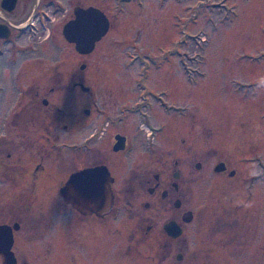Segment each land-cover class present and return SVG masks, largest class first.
<instances>
[{"label": "rangeland", "instance_id": "obj_1", "mask_svg": "<svg viewBox=\"0 0 264 264\" xmlns=\"http://www.w3.org/2000/svg\"><path fill=\"white\" fill-rule=\"evenodd\" d=\"M92 3L112 15L109 32L89 54H80L63 35L58 49L44 46L38 56L40 61L31 64L26 79L55 82L60 74L61 88L50 97L60 110L54 118H42L43 122L34 124L35 127L22 124V130L29 127L28 132L33 131L38 145L43 142L50 148L53 154L47 162L56 163V169L53 168L62 187L80 167L104 163L115 177V191L130 188L128 177L133 174L132 169L139 162H148L150 154L162 158L159 161L163 163L183 156L188 148L191 155L199 153L195 160L201 159L202 152L207 172L202 188V198L206 190L203 202L206 229L202 230V221H194L184 233L189 235L190 248L197 252L199 261L193 264H201L202 255L223 258L217 264H264V0H92ZM31 56L33 63L35 56ZM81 84L88 90L84 91ZM11 100L9 95L1 97L0 132L9 133L12 129L2 125L5 121L2 116L7 114ZM86 109L90 110L88 114ZM73 118H79L75 126ZM166 118L173 122L167 138L166 131L157 139L152 137L155 132L149 137L152 126ZM107 123L105 136L94 137L89 150L78 149V158L73 157L72 143L77 142L82 148L90 140L86 137L100 133ZM115 132L129 137L130 144L125 150H113ZM183 137L185 143L181 141ZM107 140L108 151L104 150ZM151 146L156 149H150ZM83 155L88 159L83 161ZM219 160L226 161L239 174L235 209L250 221V225L240 223L241 230L234 241L231 240L234 235L229 238L227 232L219 230V225L209 223L217 211L214 196L222 193V187L219 192L217 183L211 181L210 172ZM157 165L160 167V163ZM1 190L0 186V194ZM131 201L134 207L131 203L125 207L117 204L114 210L121 211L118 218L124 217V210L135 214L138 208L142 209L134 197ZM63 202V214L70 211L79 214L71 204ZM62 222H68V218L63 216ZM108 237L117 238L110 233L99 239ZM46 239L33 241L41 248L22 256L27 264H72V254L82 253L68 239L62 242V248L52 247L60 241L49 244ZM170 241L161 230L143 234L139 263L177 264L168 255ZM98 242L95 240L90 246L103 251L104 246ZM110 249L115 247L111 245ZM91 250L89 247L88 252ZM129 253L126 244V254L112 251L105 257V263L129 264L135 257ZM98 255L90 252L93 258ZM153 255L160 262H150ZM78 264L88 263L80 260Z\"/></svg>", "mask_w": 264, "mask_h": 264}, {"label": "flooded vegetation", "instance_id": "obj_2", "mask_svg": "<svg viewBox=\"0 0 264 264\" xmlns=\"http://www.w3.org/2000/svg\"><path fill=\"white\" fill-rule=\"evenodd\" d=\"M79 7L87 9L97 6L92 3V0H0V100L4 95L12 97L7 114L2 116L5 118L2 125L10 126L12 129L9 133L3 130L0 132V186L3 187L0 194V264H27L26 258L22 256L27 257V254L41 248L33 242L37 238H47L46 241L49 244L60 241L52 247L61 248L62 242L68 239L82 251V253L72 254V264H78L80 260L88 264H106L105 257H109L112 251L126 254V244L130 250L129 255H135L129 264H140L143 234L152 235L157 230L169 236L171 241L167 246L168 255L173 262L196 263L199 261L196 258L197 252L190 248L189 235L187 233L185 236L184 233L194 221H202V230L205 232L206 229V206L203 203L206 190L202 198V188L206 184L207 172L205 167L203 168L202 152L201 159L195 160L199 153L195 152L191 155L188 153L190 149L188 148L183 156L163 163L159 161L163 160L162 158L150 154L151 158L148 162H139L132 169L133 174L131 173L128 177L130 188H119L115 191L113 187L115 177L111 173L114 181L109 187L112 206L108 211L82 213L76 209L79 214L73 211L63 214L62 203L65 200L61 193L62 186L58 184L55 173L57 165L47 162L53 153L45 143L41 142L38 145L37 140L33 138V131L28 132L29 127L22 130V124L35 127L43 122L42 118H54L60 110L50 98L61 88L60 74L55 77V82L48 83L28 82L26 78L28 71L32 69L31 64L40 61L38 56L43 48L52 47V45L56 49L59 48L62 35L64 36V25L75 18V9ZM98 8L108 16L111 28L112 15ZM67 42L75 46L74 43L68 40ZM32 54L35 56L33 63L30 59ZM78 121L79 118H73V126ZM107 124L108 126L103 127L104 130L100 133L94 132L86 137L90 140L82 148L79 147V143H72V149L75 152L73 157H77L78 149L82 152L89 150V144L94 137L102 139L109 127V123ZM170 128L173 129V122L166 118L163 123L152 126L148 136L155 132L156 135L152 137L157 139L159 134L164 135L166 131L167 138V131ZM12 131L14 133L10 135ZM117 134V132L113 134V147ZM54 137L58 139L59 135ZM125 137L126 147L118 151L125 150L130 144L129 137ZM181 141L185 143L186 139L183 137ZM109 147L110 142L107 140L104 150L108 151ZM149 148L156 149L153 146ZM57 149L61 148L57 146ZM82 159L85 161L88 157L83 155ZM218 164H223V168L216 169ZM85 167L88 166H82L78 170ZM210 172L213 176L211 181L217 183L216 188L218 187L219 190V187H222L227 190L220 188L222 190L220 196H214L217 211L214 216H211L209 223L214 222L219 225V230L227 232L230 235L229 238L234 235L231 238L234 241L241 230L240 223L250 225V221L247 222L248 216L239 215L235 209L234 202L239 198V189L237 190L236 187L241 179L236 170L222 160H219ZM234 182L236 184H233ZM4 196H6L5 199ZM131 197L138 200V205L143 206L142 209L138 208L135 214L124 210V217L118 218L121 211H116L114 208L118 203H122L124 207L131 203L134 207L135 203L131 201ZM164 215H167L165 220L159 222ZM63 216L68 218V222H62ZM169 223L180 228L179 236L173 237L167 232ZM110 233L117 238L99 239V236L104 237ZM95 240L100 241L98 244L104 246L103 251L95 245L90 246V243ZM49 244L44 243V245ZM111 245L115 249H110ZM89 247L92 249L90 252L95 251L99 254L97 258L90 256ZM200 251L204 253L203 247ZM6 252L11 253V256H7ZM152 260L160 262L155 255L151 257L150 262ZM212 261L217 264L223 261V258L202 255L200 259L201 264Z\"/></svg>", "mask_w": 264, "mask_h": 264}, {"label": "water", "instance_id": "obj_3", "mask_svg": "<svg viewBox=\"0 0 264 264\" xmlns=\"http://www.w3.org/2000/svg\"><path fill=\"white\" fill-rule=\"evenodd\" d=\"M109 28L110 21L105 12L97 7L87 9L79 7L75 9V18L64 25L63 34L70 43L75 44L80 54H89L94 50L96 43L107 34ZM81 68H85L84 63L81 64ZM81 87L84 91L88 90L83 84ZM86 112L88 113L89 110ZM115 138L114 149H124L126 137L117 134ZM223 166L218 164L216 169L220 170ZM113 181L114 177L106 165L87 167L73 172L61 188V193L64 200L80 212L100 213L108 211L112 206L109 187ZM166 230L173 237L181 234L180 228L173 223H169ZM6 254L11 256V253L6 252Z\"/></svg>", "mask_w": 264, "mask_h": 264}]
</instances>
